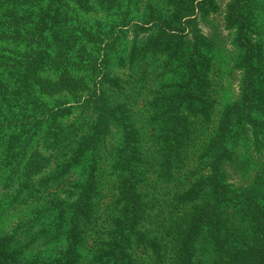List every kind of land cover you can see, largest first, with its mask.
<instances>
[{
	"label": "trees",
	"instance_id": "trees-1",
	"mask_svg": "<svg viewBox=\"0 0 264 264\" xmlns=\"http://www.w3.org/2000/svg\"><path fill=\"white\" fill-rule=\"evenodd\" d=\"M53 1L51 10L64 12L59 4H66ZM216 4L203 0L195 10ZM225 7L236 32L231 60L236 96L216 101L212 88L218 85L208 76V61H201L205 54L197 34L188 43L183 29L164 37L169 43L181 39L182 48H167L183 62L174 82L177 111L160 131L161 141L151 140L140 159L139 135L117 127L133 124L111 101L108 86L99 83L84 105L98 116V125L80 137L67 133L65 139L75 146L69 158L79 166L86 163L84 179L60 211L51 210V222L46 219L51 214L36 210L31 222L6 230L2 219L10 210L4 201L17 195L0 200V264H264V3L228 0ZM108 60L101 80L112 89L124 88L118 75L105 70L111 66ZM113 126L125 135V143L113 162L105 163L100 141ZM171 161L191 176L189 188L174 194L153 189L156 198L146 200L149 190L143 193L139 186L154 174L170 177ZM111 182L123 197L114 211L111 201L100 206L110 193L99 197Z\"/></svg>",
	"mask_w": 264,
	"mask_h": 264
},
{
	"label": "rangeland",
	"instance_id": "rangeland-1",
	"mask_svg": "<svg viewBox=\"0 0 264 264\" xmlns=\"http://www.w3.org/2000/svg\"><path fill=\"white\" fill-rule=\"evenodd\" d=\"M61 1L66 6L59 4L64 12L58 13L50 8L53 0H0V200L17 195L14 201H4L10 210L2 219L6 230L31 222L36 210L51 215L55 208L60 211L59 205L84 179L86 163L79 166L69 158L75 146L65 139L67 133L80 137L98 125V116L84 105L99 83L109 87L111 101L133 124L117 127L139 135L140 159L151 140L161 141L160 131L177 111L174 82L183 65L167 49L182 48L181 39L169 43L164 37L183 29L181 37L188 43L197 34L205 54L201 61H208V76L218 85L212 88L216 101L236 96L231 61L236 32L226 19L228 0H214L215 7L201 12L195 9L203 0ZM255 2L261 5L264 0ZM105 59L111 64L105 70L118 75L124 88L112 89L101 80ZM122 135L113 126L100 141L102 161L113 162L125 143ZM169 168L170 177L154 174L139 186L143 193L149 190L146 200L156 198L153 189L174 194L189 188L191 176L180 173L175 161ZM103 187L99 197L110 194L100 206L111 201L110 208L119 209L123 197L118 187L112 182ZM46 219L51 222L53 215Z\"/></svg>",
	"mask_w": 264,
	"mask_h": 264
}]
</instances>
